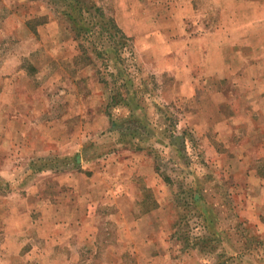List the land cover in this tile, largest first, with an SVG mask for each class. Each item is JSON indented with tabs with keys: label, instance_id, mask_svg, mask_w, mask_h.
Here are the masks:
<instances>
[{
	"label": "rangeland",
	"instance_id": "374dc122",
	"mask_svg": "<svg viewBox=\"0 0 264 264\" xmlns=\"http://www.w3.org/2000/svg\"><path fill=\"white\" fill-rule=\"evenodd\" d=\"M77 1L0 0V264H264V0Z\"/></svg>",
	"mask_w": 264,
	"mask_h": 264
},
{
	"label": "trees",
	"instance_id": "16d2710c",
	"mask_svg": "<svg viewBox=\"0 0 264 264\" xmlns=\"http://www.w3.org/2000/svg\"><path fill=\"white\" fill-rule=\"evenodd\" d=\"M82 7H84L82 4H80L77 0H76V2L75 3H68V5H67V10L69 9V10H71V11H73V13L74 14H76V13H80V11H81V8ZM84 9H85V18L86 19H95V16H93L92 15V13L90 12V10H87L86 9V7H84ZM94 13H95V11H94ZM75 17L76 16H74L73 17V20L75 19ZM79 17H82V15H80L79 14ZM70 21H72V19L70 18ZM109 21H111V22H113L112 20H109ZM90 24V22H88L87 23V25H89ZM112 26H113V30L116 32V33H119V31H118V29L112 24ZM116 102H118V101H116Z\"/></svg>",
	"mask_w": 264,
	"mask_h": 264
}]
</instances>
